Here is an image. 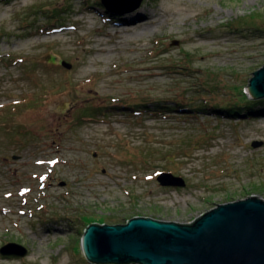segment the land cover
Instances as JSON below:
<instances>
[{
    "label": "rangeland",
    "instance_id": "rangeland-1",
    "mask_svg": "<svg viewBox=\"0 0 264 264\" xmlns=\"http://www.w3.org/2000/svg\"><path fill=\"white\" fill-rule=\"evenodd\" d=\"M95 2L0 0V248L28 250L0 264H89L87 224L184 226L264 201V116L218 111L264 67V0H144L134 12L153 19L126 24ZM171 98L216 110L136 115L120 102ZM161 173L185 186L162 187Z\"/></svg>",
    "mask_w": 264,
    "mask_h": 264
},
{
    "label": "water",
    "instance_id": "water-1",
    "mask_svg": "<svg viewBox=\"0 0 264 264\" xmlns=\"http://www.w3.org/2000/svg\"><path fill=\"white\" fill-rule=\"evenodd\" d=\"M107 13L123 16L144 0H100ZM64 69L71 65L62 62ZM245 97L264 99V67L253 72ZM253 147L261 143H253ZM162 187L183 188L182 177L161 173ZM81 253L89 264H264V201L256 197L218 205L191 224L133 218L125 224L86 227ZM28 250L16 244L0 255L23 258Z\"/></svg>",
    "mask_w": 264,
    "mask_h": 264
},
{
    "label": "trees",
    "instance_id": "trees-1",
    "mask_svg": "<svg viewBox=\"0 0 264 264\" xmlns=\"http://www.w3.org/2000/svg\"><path fill=\"white\" fill-rule=\"evenodd\" d=\"M95 3L96 4L98 3V5L100 7H102L101 9H102V12L104 14V17L107 18V16H108L110 18H113L112 15H109V14H107L105 12V10H104V8H103L100 0H96ZM88 6H91V3H87L86 4V7H88ZM54 22L55 23H58V24L60 23L59 20H55ZM49 24H47V25H49ZM59 27H63V25L60 24ZM243 97H244V99H243L242 103H240V104L235 103V104H233L234 106L232 104H230V105H232L234 107L233 110H230L228 108L227 109L225 108L223 110H220L221 109L220 108L218 111H221V114L224 113L226 115H229V117L230 116H233L231 118H234V115L244 114L246 116L245 118L248 119V120H250L252 118L254 119V118H259V117L264 116V107L262 106V103L257 102V101L256 102H249V100H247V98L245 96H243ZM159 99H161V98H159ZM169 100H171V102H169V103H172L176 107L175 106H170V105L168 106V104H167L168 102L165 99L164 100H159V101L158 100H156V101L153 100L154 102H152V103H150V102H148V103L141 102V103L131 104L130 101L129 102L120 101V102L124 103L123 105L126 106V107H128L127 109H130L132 114H136V115L137 114H144V113H146V114H150L151 116H156V115L160 116L162 114L163 115H166V113H169L170 111H179V112L186 111L189 114H193L194 115V114H201V113L202 114H206L205 112H207L209 110V108H211V107H213V109L216 110V108H215V106H214L213 103H209L207 101H204L203 99L200 101V103L198 105L195 104L197 107H194V104L193 103H190L188 105L187 104L186 105L185 104L179 105V102L178 103L177 102H172V100L175 101V98H171ZM229 107H231V106H229ZM106 108L107 107L100 108L95 113H97V112H104L102 110L103 109H106ZM212 115H215L216 116V114H214V113ZM92 117H93L92 115H89V116L83 117L82 119L83 120L84 119L85 120H89V119L91 120ZM130 219H132V217H128V219L125 217L123 219L124 224L126 223V220H130ZM93 224H96V223H93ZM99 224H105V222H102V223H99ZM89 225L90 224H87L84 227V230Z\"/></svg>",
    "mask_w": 264,
    "mask_h": 264
},
{
    "label": "bare ground",
    "instance_id": "bare-ground-1",
    "mask_svg": "<svg viewBox=\"0 0 264 264\" xmlns=\"http://www.w3.org/2000/svg\"><path fill=\"white\" fill-rule=\"evenodd\" d=\"M140 7H138V9H139ZM137 9V10H138ZM122 16V15H121ZM125 16V21H124V23L126 24V22H128V21H132V20H136L137 18H143V19H148V20H151V19H153V18H149L148 17V14H145L144 12H139V13H135L134 11H132V12H130V13H127V14H125L124 15ZM124 16H122V18L124 17ZM118 17H120V16H118ZM114 21L115 22H120V19H114ZM149 22V21H148ZM151 22H153V20L151 21ZM121 24L123 23V19H122V21L120 22ZM249 102H255V101H249ZM192 223H194V221L192 222Z\"/></svg>",
    "mask_w": 264,
    "mask_h": 264
},
{
    "label": "built area",
    "instance_id": "built-area-1",
    "mask_svg": "<svg viewBox=\"0 0 264 264\" xmlns=\"http://www.w3.org/2000/svg\"><path fill=\"white\" fill-rule=\"evenodd\" d=\"M192 223V222H191ZM191 223H189V224H191Z\"/></svg>",
    "mask_w": 264,
    "mask_h": 264
}]
</instances>
